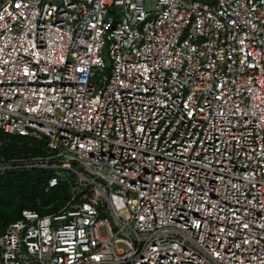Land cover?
Returning a JSON list of instances; mask_svg holds the SVG:
<instances>
[{
	"label": "built area",
	"instance_id": "obj_1",
	"mask_svg": "<svg viewBox=\"0 0 264 264\" xmlns=\"http://www.w3.org/2000/svg\"><path fill=\"white\" fill-rule=\"evenodd\" d=\"M0 131V264H264V0H0Z\"/></svg>",
	"mask_w": 264,
	"mask_h": 264
},
{
	"label": "trees",
	"instance_id": "obj_2",
	"mask_svg": "<svg viewBox=\"0 0 264 264\" xmlns=\"http://www.w3.org/2000/svg\"><path fill=\"white\" fill-rule=\"evenodd\" d=\"M0 142L9 143L2 150L7 158L34 154L25 139L3 131H0ZM52 177V172L44 170L0 173V233L19 220L23 210H34L45 216L56 214L65 206L68 200L66 183L46 192Z\"/></svg>",
	"mask_w": 264,
	"mask_h": 264
},
{
	"label": "rangeland",
	"instance_id": "obj_3",
	"mask_svg": "<svg viewBox=\"0 0 264 264\" xmlns=\"http://www.w3.org/2000/svg\"><path fill=\"white\" fill-rule=\"evenodd\" d=\"M99 231L101 236L105 237L107 235V230L105 227H101Z\"/></svg>",
	"mask_w": 264,
	"mask_h": 264
},
{
	"label": "clouds",
	"instance_id": "obj_4",
	"mask_svg": "<svg viewBox=\"0 0 264 264\" xmlns=\"http://www.w3.org/2000/svg\"><path fill=\"white\" fill-rule=\"evenodd\" d=\"M201 1H206V0H201ZM208 1V0H207ZM20 138V137H19Z\"/></svg>",
	"mask_w": 264,
	"mask_h": 264
}]
</instances>
